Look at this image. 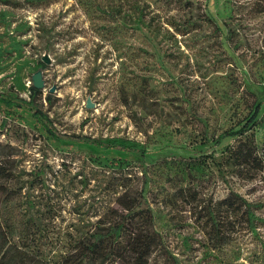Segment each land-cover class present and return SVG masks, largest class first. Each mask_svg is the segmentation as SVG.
I'll list each match as a JSON object with an SVG mask.
<instances>
[{
  "label": "rangeland",
  "instance_id": "374dc122",
  "mask_svg": "<svg viewBox=\"0 0 264 264\" xmlns=\"http://www.w3.org/2000/svg\"><path fill=\"white\" fill-rule=\"evenodd\" d=\"M39 71L36 107L57 135L138 143L145 153L49 136L16 104ZM254 101L264 163V0H0V158L13 173L15 214L33 218L48 259L116 208L128 178L177 264H264V210L254 231L213 248L180 192L264 202V170L252 182L216 170L236 144L216 138L242 127Z\"/></svg>",
  "mask_w": 264,
  "mask_h": 264
},
{
  "label": "trees",
  "instance_id": "16d2710c",
  "mask_svg": "<svg viewBox=\"0 0 264 264\" xmlns=\"http://www.w3.org/2000/svg\"><path fill=\"white\" fill-rule=\"evenodd\" d=\"M29 92L28 101L20 99L16 103L6 99L5 102L30 107L49 136L115 151L145 153L138 143H102L86 137L57 135L49 117L36 107L43 91L31 86ZM51 99L50 94L45 96L48 104L52 103ZM260 106L261 101H254L242 127L227 129L216 138L217 145L226 138L236 139V144L226 149L222 161L216 165L223 179L227 172L239 181L252 182L264 170L253 133ZM6 162L4 157L0 158V264H154V260L157 264H177L154 227L150 205L141 194L132 193L128 178L119 184L125 191L117 197L116 208L104 213L66 254L57 260L48 259L36 241L37 228L33 218L30 215L21 218L20 214L21 217L15 214L17 207L12 203L15 190L9 185L14 177ZM180 192L190 197L196 224L213 248L230 244L242 230L254 231L262 222L257 214L264 210V202H250L236 191L229 190L224 198L215 202L199 197L194 189H180ZM27 203L28 209L34 207L30 199Z\"/></svg>",
  "mask_w": 264,
  "mask_h": 264
},
{
  "label": "water",
  "instance_id": "95a60500",
  "mask_svg": "<svg viewBox=\"0 0 264 264\" xmlns=\"http://www.w3.org/2000/svg\"><path fill=\"white\" fill-rule=\"evenodd\" d=\"M43 62L48 63L47 58H43ZM32 86L37 89V90H43L44 89V81L42 79V74L41 72H37L32 76ZM54 88H51L49 90V93H53ZM93 106L90 103L89 99L86 101V108L91 109Z\"/></svg>",
  "mask_w": 264,
  "mask_h": 264
}]
</instances>
